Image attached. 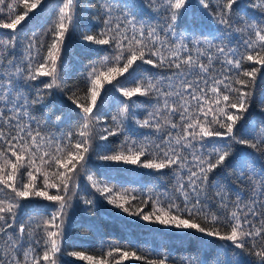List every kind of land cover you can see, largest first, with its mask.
Instances as JSON below:
<instances>
[{"label": "snow or ice", "instance_id": "snow-or-ice-1", "mask_svg": "<svg viewBox=\"0 0 264 264\" xmlns=\"http://www.w3.org/2000/svg\"><path fill=\"white\" fill-rule=\"evenodd\" d=\"M197 3L201 22L211 23L203 39L176 31L191 0H148L155 24L117 0H59L39 36L28 27L48 0H0V264H60L64 257L87 264H197L114 245L99 257L68 251L65 222L73 201L95 203L78 195L82 176L128 216L186 239H218L233 256L239 249L264 264V165L257 164L264 160V123L250 115L264 112V93L256 94L258 76L264 79V0ZM77 34L82 47L107 54L73 84L63 56L66 39ZM53 95L77 118L70 131L54 132L50 117L36 115ZM109 99L117 111L107 117ZM136 108L151 110L138 118ZM129 121L149 130L140 134L146 138L129 136ZM94 162L106 171L135 166L161 173L173 188L157 194L110 183ZM230 167L236 173L225 183ZM21 201L49 203L26 205L40 211L19 220Z\"/></svg>", "mask_w": 264, "mask_h": 264}, {"label": "trees", "instance_id": "trees-1", "mask_svg": "<svg viewBox=\"0 0 264 264\" xmlns=\"http://www.w3.org/2000/svg\"><path fill=\"white\" fill-rule=\"evenodd\" d=\"M93 5L97 4V0H89ZM59 0H48V7L43 12L40 19L32 21L29 24L28 31L35 29L36 34L39 36L47 27L52 16L55 13L56 6ZM117 3L123 7L125 4L129 5L131 11L135 13L138 19H142L148 23L155 24V14L152 13L147 5L148 0H117ZM244 4L249 3V0H243ZM191 10L187 17L179 21L176 25L177 33L188 32L189 35H197L201 39L204 38L201 32L205 34L211 28L210 22H201L200 8L197 0H191ZM39 11V10H37ZM259 15V13H257ZM23 23H28L26 20ZM83 23H89L87 19ZM207 23L208 27L204 24ZM91 26V25H90ZM100 25H96L93 31L98 30ZM219 43V40L216 41ZM225 43H228L225 40ZM88 47L94 46H81V41L77 35H73L65 41V53L63 59L69 68L70 83L78 84L81 82L83 73L88 69L89 65L106 55L103 51H88ZM150 67V66H146ZM156 71V69H152ZM127 75V74H125ZM264 75V74H262ZM123 79V78H121ZM264 93V79L258 76L256 83V94ZM118 95V94H117ZM103 99V93L101 96ZM143 99V98H141ZM100 101L98 100V105ZM255 108V103H254ZM150 108H136L133 109L138 118H144ZM117 105L109 99L105 102L104 112L107 117L115 115ZM36 115H47L54 123L52 131L57 128L61 132L70 131L75 127L77 118L70 112L69 103H66L64 98L59 95L50 97L45 105L37 106ZM251 118L257 123H264V112L258 109L250 112ZM57 116H62L60 121H56ZM106 117V118H107ZM126 130L129 136L135 139H144L146 136H141V133L147 134L149 130L139 129L134 121L127 122ZM120 138L112 137L110 141H118ZM154 139V137H153ZM96 144L108 145L116 148L117 143H109L105 141H96ZM95 147V145H94ZM100 165V170L94 167L92 170L97 171V175L104 180L105 177H112L113 179L107 181L115 183L119 181L122 185L136 187L141 191L148 192L155 190L157 194L160 192L171 191L174 181L169 177L165 178L161 173L151 172L149 170L138 169L135 166H126L132 168L131 171H111L113 166H108L109 170H105L102 162H94ZM258 165H264V160H258ZM236 170L230 167L226 177L225 183L231 181L235 175ZM237 186V185H234ZM241 191L247 192L243 185H238ZM79 196H89L94 198L93 205H85L82 200L75 199L72 203V208L67 213L65 222V248L68 251H82L87 255L101 256L102 251H106L110 245L119 246L137 250L138 254L150 255L158 257L161 255H168L170 258H175L179 261L182 257H191L197 264H257V258L254 255L242 252L237 249L236 252L241 253L239 256H233L232 250L226 245L225 242L218 239L199 236L190 239L185 238V234L177 230L163 228L159 225L150 224L139 218L128 216L121 210L116 209L114 206L107 204L104 198L92 189L85 177L80 179ZM49 202L44 201H21V208L18 209V219L27 220L30 215L40 211L39 208H33L26 205L29 204H44ZM147 210V209H146ZM207 241V243H205ZM87 264L86 261L75 260L74 257H64L60 264ZM124 264H143V261H125Z\"/></svg>", "mask_w": 264, "mask_h": 264}]
</instances>
